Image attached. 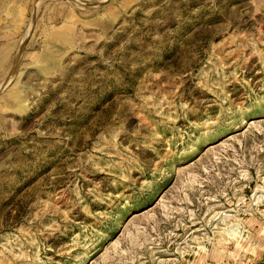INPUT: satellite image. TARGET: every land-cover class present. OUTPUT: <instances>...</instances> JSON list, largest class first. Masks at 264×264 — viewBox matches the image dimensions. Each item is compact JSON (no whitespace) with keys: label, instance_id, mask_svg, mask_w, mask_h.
<instances>
[{"label":"rangeland","instance_id":"374dc122","mask_svg":"<svg viewBox=\"0 0 264 264\" xmlns=\"http://www.w3.org/2000/svg\"><path fill=\"white\" fill-rule=\"evenodd\" d=\"M0 264H264V0H0Z\"/></svg>","mask_w":264,"mask_h":264}]
</instances>
